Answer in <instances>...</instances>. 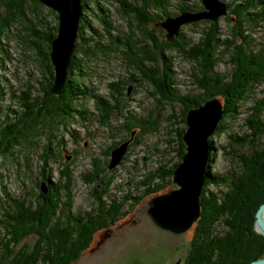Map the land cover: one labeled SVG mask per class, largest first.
<instances>
[{"label":"trees","instance_id":"trees-1","mask_svg":"<svg viewBox=\"0 0 264 264\" xmlns=\"http://www.w3.org/2000/svg\"><path fill=\"white\" fill-rule=\"evenodd\" d=\"M116 1L121 16L133 17L136 20L141 35L139 40L132 41L130 36L120 38L118 33L112 34L113 28L107 17L108 0H81L83 9H86L87 5H94L99 11L96 17L103 24L104 36L126 45L122 51L125 65L134 68L161 97L168 101L179 100L183 104L179 117L181 123H185L190 108L213 97L218 98L223 106L221 120L227 115L235 117L241 103L252 98L254 91L264 85V38L263 41H258L253 36L257 25L264 26V0H230L226 3L225 14L234 15L229 16L234 20L231 35L222 38L218 20L204 19L209 24L193 44L186 40L181 30L183 25L179 28L178 35H174L171 41L167 39L166 31L155 25L159 20L185 10H201L202 3L179 4L177 12L169 13L164 10L168 0ZM38 9H46L47 13L53 16L54 22L41 19ZM151 9H159L161 13H152ZM56 21L57 14L39 0H0L1 59L5 56L2 55L5 48L1 40L4 37L9 39L12 27L19 23L23 29L22 32L19 29L22 34L20 40L33 52L32 59L40 70L39 76H32L27 82L28 90L26 92L23 90L18 97L20 109L15 112L13 118L5 114L0 120V156L12 157L14 152L24 156V151L35 148L40 139L45 140L42 147L41 176L34 198L17 199L7 195L3 200L0 199V264H70L89 247L96 231L109 228L121 214L125 202V199L117 201L106 190L112 179L107 170L109 158L101 165L91 159L92 169L83 174V179L92 184L94 194L93 207L84 212L71 210V172L68 167L60 168L56 178L52 176L51 171L44 172L46 168H50L49 164L53 159L50 142L56 130L73 120L84 123L91 118L100 125H106L116 111H121V100L128 89L124 81L118 80L110 83V86H113V88L109 86L110 99L98 95L88 82L84 81L82 63L78 60L82 59V55L86 56L93 52L83 49L80 42L75 41L67 81L59 94H50L54 79L50 43L57 34ZM199 21L201 20L191 23L197 24ZM79 23L76 39L80 38L83 41L82 31L90 26L82 20ZM149 23H153L150 29L147 28ZM91 41L90 36L88 42ZM172 50L179 51L195 63L193 81L201 90L200 94L179 95L169 89L170 84L175 83L168 55ZM77 53L81 55L79 58ZM225 55L229 56L232 64L228 74L216 70V66ZM166 80L169 83H166ZM33 86L37 94L31 96L29 91ZM262 91L264 92V88ZM84 99L92 100L93 112L80 103ZM248 110H250L246 119L248 138L235 134L229 136L237 145L246 146L245 151L236 150L233 153L238 171L212 174L206 170L203 184L205 187L202 188L199 199L200 217L196 221L191 248L193 264H248L264 253V246L261 245L264 243V237L253 228L256 209L264 202V189L256 194L251 186L254 181L264 182V96L255 99ZM125 116L123 130L131 134L136 118L127 114ZM221 120L215 131L222 127ZM142 122L143 125H139L142 133L152 132L157 127V122L153 119ZM185 128L183 125L179 129H174L173 141L176 144L174 151L178 160L166 171H162L164 166L157 168L152 175L159 181L146 192L169 190L164 188L172 184L173 169L185 152L186 146L183 141ZM236 138L239 141H235ZM114 146L110 145L107 148V157H110V150ZM152 180L153 178L149 177L147 184ZM99 183L100 189L97 186ZM41 184H44L46 192L42 191ZM208 184L221 186L223 189L208 190L206 187ZM105 195L110 200L103 199ZM217 224L222 225L224 229L217 231ZM32 233L37 236L36 242L30 247L27 245L18 247L20 241Z\"/></svg>","mask_w":264,"mask_h":264},{"label":"rangeland","instance_id":"rangeland-1","mask_svg":"<svg viewBox=\"0 0 264 264\" xmlns=\"http://www.w3.org/2000/svg\"><path fill=\"white\" fill-rule=\"evenodd\" d=\"M223 1L227 3L230 0ZM179 4L198 5L201 4V0H168L164 10L175 13ZM106 6L113 35L118 33L120 38L130 36L132 41L141 38L136 20L133 17L121 16L116 0H108ZM150 11L161 13L159 9ZM38 13L41 19L50 20V23L54 22L53 16L47 13L46 9H38ZM98 14L99 11L94 5H87V8L83 9L81 20L91 29L86 28L82 31L83 41L80 38L75 39L80 42L83 49L93 52L86 56L82 55L81 60L78 59L82 63L84 81L88 82V85L98 95L107 99H110L111 82L124 81L128 89L121 100V111H116L106 125H100L94 118L84 123L73 120L56 130L50 142L53 159L49 164L50 168H46L44 172L51 171L52 176L56 178L60 168L68 167L71 172L72 212H84L93 207L92 184L83 179V174L92 169L91 159L100 165L103 164L106 159L110 158L106 155L107 148L110 145H118L130 137V133L123 130L126 114L136 118L133 130L135 133L133 134L134 139L128 144L119 164L107 169L112 179L106 190L117 201L125 199L121 214L108 229L96 231L89 247L70 264H193L191 248L198 219L186 230L174 232L157 224L147 211L150 198L164 193L160 190L146 192L159 181L152 175L153 172L160 166H164L162 171H166L178 160L174 151L176 144L173 140L174 129H179L183 125L187 128L186 121L183 124L179 120L183 104L179 100L168 101L161 97L160 93L155 91L143 77L141 78L134 68L125 65L122 51L126 45L122 42L111 41L104 36L103 24L96 17ZM229 16L234 15L227 13L217 19L222 38L229 37L232 33L234 20ZM200 20L197 24L190 22L182 26L181 30L190 44L199 39L202 30L209 24L204 19ZM152 27L153 23L147 24L148 29ZM19 29L22 32V26L19 23L15 24L9 39L4 37L6 39L1 40L5 48L2 55L5 54V56L4 59L0 57V120L5 114L13 118L15 112L20 109L18 97L21 96L23 90L25 92L28 90L27 82L32 79V76L40 75V70L32 59L33 52L20 40L22 34ZM90 36L92 41L88 42ZM253 36L258 41H263L264 26L257 25ZM78 54L79 58L81 55ZM168 55L173 71L172 79L175 82L169 86L171 92L179 93V95L200 94L201 90L193 81V75L196 72L195 63L177 50L169 51ZM231 68L232 64L228 55H225L216 66V70L222 74H228ZM166 83L169 82L166 80ZM110 87L113 88V86ZM263 88L264 85L259 86L252 98L241 103L235 117L227 115L223 120L220 119L222 127L208 136L210 139L208 141L210 142L209 158L206 164L208 172L219 174L238 171V164L233 153L236 150L245 151L246 146L237 145V142L229 136L235 134L245 139L248 138L246 137L249 131L246 121L250 112L248 107L255 99L264 96ZM29 94L31 96L37 94L35 86ZM80 103L91 112L94 111L92 100L84 99ZM146 119L155 120L157 127L152 132L142 133L139 125H143L142 121ZM44 143L45 140L40 139L35 148L24 151L26 156L17 155L16 152L12 157L0 156V199L3 200V197L6 198L7 195L17 199L34 198L38 191L37 182L41 176L40 167ZM149 177L153 180L147 184ZM97 186L101 188L100 183ZM251 186L254 193L258 194L262 192L261 189H264V182L254 181ZM176 187L178 186L172 182L164 189L171 190ZM206 187L213 191L223 189L221 186L217 187L212 184ZM257 189L260 191L258 192ZM103 199L110 200L106 195ZM223 229L222 225L217 224V231L220 232ZM36 238L35 233L28 235L20 241L18 247L23 245L30 247L36 242Z\"/></svg>","mask_w":264,"mask_h":264},{"label":"water","instance_id":"water-1","mask_svg":"<svg viewBox=\"0 0 264 264\" xmlns=\"http://www.w3.org/2000/svg\"><path fill=\"white\" fill-rule=\"evenodd\" d=\"M39 2L57 14V34L50 43L54 79L49 93L59 94L69 75L75 39L83 14V4L81 0H39ZM201 3L203 6L201 10H185L177 15L167 16L159 20L155 26L163 28L167 39L171 41L174 35H178L179 28L183 24L200 19L217 20L227 12V5L223 0H201ZM222 116L223 106L216 97L187 111L185 117L187 128L183 134L186 148L181 161L172 172V181L178 187L157 194L148 201L147 211L161 227L181 232L199 218L201 211L199 199L206 178V164L210 150L208 136L214 132ZM133 134L134 131L128 139L111 148L109 169L119 164L133 139ZM41 189L46 192L44 184H41ZM254 229L264 237V202L256 210ZM248 264H264V257L254 259Z\"/></svg>","mask_w":264,"mask_h":264},{"label":"flooded vegetation","instance_id":"flooded-vegetation-1","mask_svg":"<svg viewBox=\"0 0 264 264\" xmlns=\"http://www.w3.org/2000/svg\"><path fill=\"white\" fill-rule=\"evenodd\" d=\"M261 245H263L264 246V243H262ZM251 255L253 254V251H251V253H250ZM262 257H264V253L261 255V256H259V257H256V258H254V259H257V258H262ZM253 259V260H254Z\"/></svg>","mask_w":264,"mask_h":264}]
</instances>
